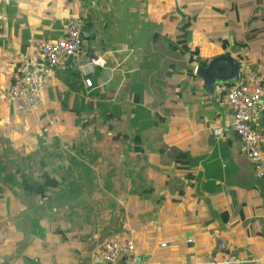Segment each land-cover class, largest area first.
Masks as SVG:
<instances>
[{"label":"crops","instance_id":"obj_1","mask_svg":"<svg viewBox=\"0 0 264 264\" xmlns=\"http://www.w3.org/2000/svg\"><path fill=\"white\" fill-rule=\"evenodd\" d=\"M234 3L240 22L230 31L242 36L233 51L229 32L228 51L239 60L245 42L264 74V51L258 57L247 39L253 16L264 39V0ZM174 4L0 0V264H107L101 246L127 238L150 264L225 255L264 264V180L226 126L231 110L216 86L228 83L210 93L177 46L184 17ZM73 16L84 19L82 53L46 63L32 46L65 37ZM189 42L209 62L226 51L195 28ZM24 64L45 89L41 105L20 115L7 95ZM218 125L226 129L216 139ZM181 153L195 163L181 165ZM42 184L43 195L33 192Z\"/></svg>","mask_w":264,"mask_h":264},{"label":"built area","instance_id":"obj_2","mask_svg":"<svg viewBox=\"0 0 264 264\" xmlns=\"http://www.w3.org/2000/svg\"><path fill=\"white\" fill-rule=\"evenodd\" d=\"M84 19L73 16L68 18L65 37L46 38L32 46L34 53L46 63L57 65L68 57H76L83 51ZM91 64H101L100 59L91 58ZM39 65V64H38ZM87 86L93 85L92 77L85 79ZM45 80L41 72L28 64L19 65L12 74L8 89V99L13 102L18 114L24 115L35 111L42 102ZM223 92L231 116L226 126L243 142L247 155L253 162L257 176L264 180V74L259 71L244 69L237 81L228 86H216ZM225 126L211 128V136L220 138ZM138 241L127 238L122 241L105 242L100 250L101 258L107 264H150L139 255ZM227 255L214 258L200 264H233Z\"/></svg>","mask_w":264,"mask_h":264},{"label":"rangeland","instance_id":"obj_3","mask_svg":"<svg viewBox=\"0 0 264 264\" xmlns=\"http://www.w3.org/2000/svg\"><path fill=\"white\" fill-rule=\"evenodd\" d=\"M180 4H185V7H183V9L187 13H190L191 15H198V22L195 25V29H198L202 31L204 34H206L209 40H211L212 42L217 43L218 41L217 45L218 44L221 45L223 38L229 36V32L231 33V35L235 36L234 38L235 42L241 40L240 37L242 35H234L230 31L231 25L234 24L233 22H237V23L240 22L239 19L237 21L235 17L236 3L232 4V0H181V1L175 0L174 7L176 8V10ZM213 4L218 5L220 8H224L225 15L215 12L212 7ZM240 5L242 6L243 9V5L242 4ZM224 18H226L227 20L229 19L228 20L229 26L227 29L221 25L222 21H224ZM252 18L253 19L251 20H254L255 23H257V25L251 28L250 32H248L247 39L249 44L251 43L255 44L254 49L258 57H260V54L264 51L262 48V46H264V39H261L262 28L258 23L262 21L261 20L262 18L256 19L255 16H253ZM250 36H260V39L255 42V39ZM240 48L242 49V53L244 55H248L244 47H240ZM225 52L227 51H224V53Z\"/></svg>","mask_w":264,"mask_h":264},{"label":"trees","instance_id":"obj_4","mask_svg":"<svg viewBox=\"0 0 264 264\" xmlns=\"http://www.w3.org/2000/svg\"><path fill=\"white\" fill-rule=\"evenodd\" d=\"M178 1H181V0H178ZM183 7H185V4H180L178 6V10L181 13V15H183L184 20L177 26V29H176V37H177V43H178L177 46L179 45L185 46V49H187L190 54V63L194 68H195V65L197 64H203L206 67L209 63V60L201 58V56L199 55V48L193 46L192 43L189 42L191 38V32L195 28L196 23L198 22V15H191V14L186 13ZM212 7L215 12L225 15L224 8H220L216 4H213ZM238 16H239V12H238V8H236V17H237L236 19L237 20H238ZM221 25L227 29L229 26L228 20L224 18V21H222ZM239 45L244 48L248 47L245 42H239ZM229 46H230V39L228 37L223 38L221 47L224 50L228 51ZM238 57H239L240 70H244L246 68L251 69V70L256 69V65L253 66L254 64L253 60L249 57V55H244L241 52V54L238 53ZM193 67L192 69H190V72L193 70ZM227 85H230V83H228ZM176 159L177 161L181 163V165L183 164L184 166L191 165L195 163L196 161L190 154H182V153L179 154ZM46 186H49V185L42 184L40 186H37L33 190V192L43 195L45 192L44 189Z\"/></svg>","mask_w":264,"mask_h":264},{"label":"water","instance_id":"obj_5","mask_svg":"<svg viewBox=\"0 0 264 264\" xmlns=\"http://www.w3.org/2000/svg\"><path fill=\"white\" fill-rule=\"evenodd\" d=\"M233 45V51H236L235 41L233 36L230 37ZM196 72L205 82V86L210 91L214 90L217 84H227L235 82L240 77L239 60L233 56L232 52L227 51L214 57L208 64L204 66L199 64ZM226 248V241L216 234V251H223ZM119 264H124L120 262Z\"/></svg>","mask_w":264,"mask_h":264}]
</instances>
